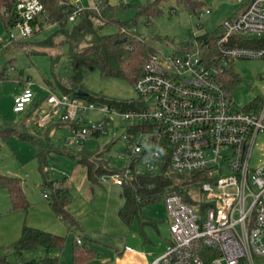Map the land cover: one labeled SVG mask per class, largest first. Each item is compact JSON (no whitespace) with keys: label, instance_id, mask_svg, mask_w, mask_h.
<instances>
[{"label":"built area","instance_id":"2783aa9c","mask_svg":"<svg viewBox=\"0 0 264 264\" xmlns=\"http://www.w3.org/2000/svg\"><path fill=\"white\" fill-rule=\"evenodd\" d=\"M86 10L96 12V20L102 23L101 6L87 9L79 4L69 22H76ZM14 12L16 22L7 28L17 27L19 35L10 33L4 47L30 39L50 25L40 0H15ZM221 30L213 64L202 57L197 37L189 42L190 48L169 57L157 53L148 57L142 76L134 83L139 109L119 111L52 91L46 99L51 111H63L57 125L66 124L71 132L66 143L73 146L108 134L111 113L130 123L122 136L127 142L123 156L128 166L120 173L102 176L100 182L111 178L122 186L133 173L139 174L135 170L139 162L147 173L168 164L170 172H199L207 178L200 187L205 198L197 205L186 203L174 191L164 194L171 241L151 264H208L212 253L216 256L211 264L252 263L255 257H264V158L252 167L258 137L264 134V99L259 106L238 109L221 79L232 61L264 59V0H250L243 11L224 21ZM136 32L135 27L122 26L118 33ZM31 88L28 82L15 98L16 113L32 105ZM94 110L101 113V121L83 124V115ZM36 123L44 126L47 117L40 116ZM223 160L228 161L226 166L220 165Z\"/></svg>","mask_w":264,"mask_h":264},{"label":"rangeland","instance_id":"374dc122","mask_svg":"<svg viewBox=\"0 0 264 264\" xmlns=\"http://www.w3.org/2000/svg\"><path fill=\"white\" fill-rule=\"evenodd\" d=\"M76 1L87 9L99 5L108 17L113 16L115 21L123 24L129 23V26L136 28L139 38L150 43L155 52L164 57L181 51L195 37L216 34L225 20L239 14L250 2L189 0L190 3H184L163 0L158 4L161 10L159 15L145 17L138 16L135 7L155 0H72V3ZM208 9L210 13L207 14L205 11ZM95 23L96 26L102 24L97 20ZM56 30V25H46L34 37L4 47L9 42L10 33L18 36L19 30L17 27L8 29L0 20V75L3 77L0 79V174L21 180L28 203L26 209L12 210L9 193L2 191L0 213L4 211L12 224L19 221L22 227L25 223L43 227L35 228L44 231L52 228L61 233L66 238L65 247L61 252L52 254L58 257V264H73V250L78 240L95 250L96 255L91 264H143L144 255L153 249V246L145 243L144 233L155 240L156 247L160 243L165 248V238L169 235V216L163 200L142 208L143 219L152 221L161 230L160 238L153 224H145L140 228L137 219L131 225L125 224L118 216L124 202L122 187L108 178L107 182L95 183L91 189V183L85 178V168L74 158L82 152L92 155L103 153L111 167L123 171L128 166V158L123 156L127 142L122 136L130 123L121 121L119 114L111 113L108 134L89 137L84 144L73 146L66 143L71 136L70 130L65 126H57L63 111H51L46 103L50 91L60 95L62 87H71L72 81H76L89 94L110 99L136 101L139 99L138 92L134 84L128 81L102 77L93 64L82 63L74 67L69 58V45L61 34L55 33ZM118 32L119 27L110 23L100 28V34L103 35H115ZM49 38L52 46L39 45ZM226 75L223 83L230 90L232 101L238 109L260 105L264 99V59L232 61ZM28 82L34 93L32 105L25 112L16 113L13 109L15 98ZM148 102L152 104L153 101L150 99ZM40 116L47 117L44 126L36 123ZM83 118V124L90 125L100 122L102 115L94 110L85 113ZM12 128L43 141V162L38 159V148L28 140L19 139L18 135L10 131ZM263 158L264 134H260L253 152L252 167ZM227 163V160H223L220 165L226 166ZM135 170L139 174L145 173L144 163H137ZM64 179L71 194L68 208L80 223L81 231H68L45 198L50 193L46 182ZM192 196L197 200L205 198L200 188L194 190ZM126 246L133 251H126ZM47 255L46 249L39 246L23 251L21 255L11 251L7 258L10 264H44ZM244 261V264H250Z\"/></svg>","mask_w":264,"mask_h":264},{"label":"trees","instance_id":"16d2710c","mask_svg":"<svg viewBox=\"0 0 264 264\" xmlns=\"http://www.w3.org/2000/svg\"><path fill=\"white\" fill-rule=\"evenodd\" d=\"M48 13V22L56 25L55 33L64 37V42L69 45V58L76 67L82 63H90L97 67L99 73L104 78H118L134 84L143 74L144 61L153 54H156L153 46L138 37L136 33L122 36L100 34V28L105 24H114L119 28L122 26L131 27L129 23L123 24L115 21L113 16L108 17L104 14L101 26H96L95 20L98 18L96 12L86 10L74 23L69 22V16L78 7V4L71 3L70 0H40ZM136 6L138 16H155L161 13L158 7L159 2ZM178 2L190 3L189 0H177ZM15 0H0V20L5 27L15 24L14 15ZM4 10V11H2ZM5 12V14H4ZM8 15V16H7ZM221 27L216 34H204L197 37L202 45V57L213 64L218 53L215 47V40L221 35ZM49 38L39 43L40 46L50 47L52 41ZM126 39V42L116 44V41ZM21 42H18L19 44ZM184 48H190L187 43ZM227 70L222 74L223 82L226 80ZM0 79L3 77L0 75ZM71 87H62V93L78 97L82 100L96 104H106L109 108L119 111L139 109L141 105L135 100H116L105 96L89 94L78 96L77 91L82 90L76 81L71 82ZM66 124H59L57 126ZM18 135L21 140H28L38 148L39 161L43 162V141L29 136L25 133L17 132L14 128L10 129ZM79 165L86 168L87 178L90 183H100L104 175L120 173L116 168L110 166L104 159L103 153L92 155L82 152L78 157H74ZM207 178L199 172L195 173H173L168 169V164H162L159 171L154 173H133L129 180L122 185L124 205L119 210L120 219L127 225H131L135 218H140L142 208L147 204H154L163 200L167 191L178 193L183 200L190 205H197L199 201L192 196V192L201 187V183ZM46 186L50 193L46 197L52 211L66 225L69 231L80 229L79 222L68 210L70 194L67 189L61 186L59 181H47ZM0 190H6L11 199L12 210L26 209L28 203L21 180L0 174ZM202 207L205 208L204 204ZM66 243V238L48 231L40 230L25 225L21 236L13 244L0 249V264H10L8 255L11 251L21 255L23 251L31 250L43 246L47 251V256L43 260L44 264H58V257L52 256L53 253L61 252ZM95 250L89 244H77L73 250V264H91L95 257ZM216 254L209 256V262Z\"/></svg>","mask_w":264,"mask_h":264},{"label":"crops","instance_id":"0c3cea01","mask_svg":"<svg viewBox=\"0 0 264 264\" xmlns=\"http://www.w3.org/2000/svg\"><path fill=\"white\" fill-rule=\"evenodd\" d=\"M70 2L72 3V0H70ZM76 4H79L78 1H76ZM80 5V4H79ZM61 126V125H60ZM65 126V125H63ZM59 127V126H58ZM67 127V126H65ZM68 128V127H67ZM39 139V138H38ZM41 140V139H40ZM84 167V166H83ZM85 168V167H84ZM85 178L86 180H88L87 178V171H86V168H85ZM89 181V180H88ZM59 182H61V186L65 189L68 190L69 194H70V189H69V186L67 185V183L65 182V179L64 180H59ZM93 185L91 183V189H93ZM122 187V186H121ZM2 191H6V190H0V193ZM121 196L123 197V188H122V192H121ZM70 199H71V194H70ZM124 200V198H123ZM70 204V202H69ZM49 205V204H48ZM123 205H124V202H123ZM122 205V206H123ZM121 206V208H122ZM50 207V206H49ZM69 207V205H68ZM51 208V207H50ZM120 208V209H121ZM119 209V210H120ZM69 210V208H68ZM70 211V210H69ZM54 213V212H53ZM71 213V212H70ZM55 214V213H54ZM72 214V213H71ZM56 215V214H55ZM73 215V214H72ZM74 216V215H73ZM118 216H119V211H118ZM57 218H59L57 215H56ZM75 218V217H74ZM120 218V217H119ZM9 218L7 216H5V212L3 211L2 213H0V249L1 248H5V247H8L10 246L11 244L10 243H14L16 240L19 239V237L21 236V233H22V230H23V227L26 225L24 223L23 227L20 225V222L18 221V223H10V220H8ZM137 219L138 221V224L141 227H143V225L145 224H153L157 233H158V236L160 238H162L161 236V230L159 229V227H157L154 223H152V221L150 220H144L143 219V216H142V213H141V217L140 218H135ZM60 220V219H59ZM61 221V220H60ZM62 222V221H61ZM63 223V222H62ZM133 223V222H132ZM131 223V224H132ZM64 224V223H63ZM80 224V223H79ZM65 225V224H64ZM28 226V225H27ZM66 226V225H65ZM30 227H33V226H30ZM35 227H39V228H42L43 227H40V226H35ZM33 227V228H35ZM67 228V227H66ZM41 230V229H40ZM68 230V228H67ZM82 228H81V225H80V229H78L77 231H81ZM45 231H48V232H51V233H54V234H57V235H60L61 233L57 232L56 230L52 229V228H49ZM69 231V230H68ZM168 238L166 239L165 238V248L163 247V245H161L160 243H157V247L155 246V240H151L150 238L147 237V235L144 233V237H145V243H149L151 246H153V249L151 250V252H149V254H145L143 259H144V263L143 264H151L153 261H155L157 258L161 257L166 249H167V246L168 244L170 243L171 241V232H170V219H169V228H168ZM62 236V234L60 235ZM10 244V245H8ZM7 245V246H6ZM125 250L126 251H129V252H132L133 249L129 246H126L125 247ZM243 261V260H242ZM240 261L238 264H244L246 263L245 261L242 262ZM251 264V263H250ZM252 264H264V257H258L254 260V263L252 262Z\"/></svg>","mask_w":264,"mask_h":264},{"label":"water","instance_id":"95a60500","mask_svg":"<svg viewBox=\"0 0 264 264\" xmlns=\"http://www.w3.org/2000/svg\"><path fill=\"white\" fill-rule=\"evenodd\" d=\"M126 42V39H123V40H118L116 41V44H120V43H124ZM87 92H85L84 90H78L77 91V95L78 96H86Z\"/></svg>","mask_w":264,"mask_h":264}]
</instances>
